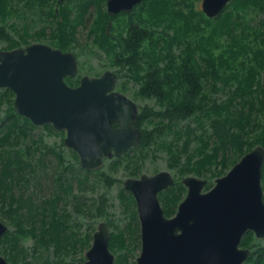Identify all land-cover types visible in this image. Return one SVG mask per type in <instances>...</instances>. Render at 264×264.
<instances>
[{"label": "trees", "instance_id": "16d2710c", "mask_svg": "<svg viewBox=\"0 0 264 264\" xmlns=\"http://www.w3.org/2000/svg\"><path fill=\"white\" fill-rule=\"evenodd\" d=\"M24 1H26L23 5L24 8L30 11L31 9L34 10L32 13L36 16L39 14V20L41 18L52 19L50 23L53 22L55 28L54 30L52 29V35L54 36H52L51 43L61 51L71 49L78 27L84 26L92 18L87 13L91 1L85 4L81 3L82 5H75L71 0H68L66 3L61 2V0H0V44L5 43L7 50L16 49L19 43L14 40L8 31V28H13L9 25L7 26L5 22L10 13L16 10V8L12 7L13 3H23ZM55 3L56 7L53 8ZM165 4L166 1L164 0H143L131 12L120 13L114 17H110L101 8V0H98L89 34L94 35L96 44L109 57V61L113 67H120L131 77L138 76L136 78L139 81L141 78L139 76L142 69L141 63L143 62L141 60L146 57L150 58L145 60L150 65L143 77V82L140 81L142 85L140 86L138 95L142 98L155 99L161 109L154 110L148 106L140 108L135 127L141 129L142 138L139 146L130 151L132 152L138 148L146 149L150 145H156V147L161 148L163 143L158 144V141L164 137L166 132H172L179 122L197 117V121L202 126V118H206L209 119L211 135L206 141L201 140L202 145L198 149L201 160L196 162L194 167L187 166L180 169L179 174L183 175L190 172H195L197 175L203 174L206 167L211 166L214 162L221 165L219 170L221 172L228 160L224 157L227 148L234 147L241 151L244 144L241 141L239 133L244 132L249 127L251 129L254 128L255 125L253 123L255 122L252 119V114L256 113L257 116L264 115V84L257 79L261 71L258 72V69L264 66V23L261 22V27L252 30L255 38H259V42L261 43V47L256 50L247 44V40L245 39V34H248V31L253 28L244 25L246 13L249 10L264 11V0H232L229 6L227 5L222 13L213 19L207 18L202 11L192 10L190 16L194 18L198 17V25H203V27L201 25L198 26L197 32H190L189 28L181 29L177 27L175 24L178 15L176 14L172 17L170 25L176 27L173 29L174 33L172 36L160 34L157 29L169 16L168 11L165 9ZM55 9H57V12ZM73 11L77 14H74ZM22 14L24 15V11ZM183 16L186 17L184 14ZM121 17H125L122 21V29L119 28V24L121 23L119 22V18ZM117 20L119 23H117ZM108 22H112L115 25L111 27L110 34L107 33ZM190 22L192 23V21ZM190 26L193 27L194 25ZM45 30L44 26L41 27L39 35L44 36ZM116 30H120L118 32V36L121 38L120 42L117 40L116 35H114V31ZM236 32H240L239 35ZM190 33L197 34L196 39L192 40L193 43H191ZM222 36L228 37L230 43L226 46L223 54L214 55L213 49L220 47L218 41ZM162 42H165V45L163 44L164 47L160 48V43ZM182 42L186 46L184 52L180 55L181 57H175L171 53L172 44L181 45ZM145 44L147 47L150 45L152 52H143ZM166 49H168L166 54L163 53L162 55L159 53ZM119 50H121V54H118ZM239 51L241 52L240 58H243L240 59L238 64H240L242 69L247 71L246 73L244 71L239 73V70L231 68V60L237 62ZM244 52H247V55ZM249 52H254L252 61H255V67L249 66L252 62L251 57L248 58ZM165 60L170 65L165 66ZM210 81L212 83H209ZM217 84L220 85L217 86ZM206 85L210 86L211 90L219 92L225 91L231 85L233 89L230 91L227 100L217 103L215 100H211L212 98L209 94L204 92ZM7 94L12 95V92L8 89L4 90L0 94V100L6 99ZM245 109H249L250 113H245ZM8 110V119H12L13 121L12 125L7 126V133L0 137V149L10 142L11 133L16 130L20 132L22 128L24 129V123L31 124L26 118L17 115L13 107L10 106ZM147 125L152 126V128L150 130L147 129L145 127ZM258 126H260L259 129H262V132L252 140L253 142L250 141L248 143L247 152L251 151L252 147L256 145L264 147V120L263 123L258 121L256 127ZM175 133L178 134L179 139L182 137L179 130L175 131ZM190 136L191 134H187L180 148V151L186 154H190L188 153L187 146L190 139L194 138ZM211 138L214 146L210 152H207L206 148ZM166 146L163 148H166ZM220 154L222 156L218 161ZM119 159H115L111 163L112 166ZM1 160L0 191L2 192L4 187H7L4 183L5 179L11 176V172L14 170L16 172L20 171L28 163L23 161L19 153L8 156H4L3 154L0 158V164ZM189 163H191L190 158L186 164ZM130 168L132 175L138 174L139 168L137 166ZM80 169L84 171L81 166ZM84 172L92 174V172L86 170ZM98 174L104 176L108 185L114 182V180H109V177H106L105 174ZM262 181L264 182V164L262 168ZM8 187L11 189V186ZM5 190L8 189L5 188ZM185 191L186 189L183 184H175V186L169 187L159 194L162 208L167 217L173 215ZM98 202L96 213L100 215L104 214L103 210L106 206V199L100 198ZM50 204L51 208L49 210L52 211L50 222L45 223L46 216L42 214L41 224L43 233L38 238H36V235L32 236L38 244H44V246L53 245L56 252L59 253L61 248L66 249L67 240H62L60 234V230L65 227V220L61 219L56 213L53 203L50 202ZM8 205L10 211L13 213H18L22 210L31 215L34 211V205L30 199L23 198L22 196L10 199ZM134 213L136 214V212ZM11 221L16 226V230L14 232H7L0 238V245L4 244L10 251H14L11 247L12 241L16 243L17 238L26 233L34 234V229H25L21 220L11 219ZM45 226H47L46 229ZM124 235L125 232L123 230L110 232V251L120 250V248L124 247L126 242ZM252 238L254 239L251 232L246 233L240 246L255 248L256 245H253L251 242ZM89 241L90 239L88 238L86 245L89 244ZM62 243L65 244L62 246ZM8 259L13 263L15 262L12 255ZM22 263L39 264L26 260ZM116 264H118L117 261ZM244 264H264V247L252 251Z\"/></svg>", "mask_w": 264, "mask_h": 264}, {"label": "rangeland", "instance_id": "374dc122", "mask_svg": "<svg viewBox=\"0 0 264 264\" xmlns=\"http://www.w3.org/2000/svg\"><path fill=\"white\" fill-rule=\"evenodd\" d=\"M67 1L68 0H61V2L64 3ZM71 1L75 5H80L81 3L85 4L91 1L87 13L92 16V18L95 16L98 0ZM164 1H166L165 9L168 11L169 16L166 21L157 28L160 34L173 35V29L176 27L170 25L172 23V17L176 14L178 15V19L175 25L181 29L189 28L190 32H197L198 26L201 25L203 27L202 24L198 25V17L194 18L190 16L192 10L201 11L202 0ZM25 3L26 1L23 3L14 2L12 7L16 8V10L10 13V16L5 22L7 26L9 25L13 28H8V31L14 40L19 43L16 49H25L27 46L37 43L55 48L51 43L52 36H54L52 35V29L54 30L55 28V24L53 22L50 23L52 19L41 18V20H39V14L36 16L32 13L34 10L31 9L30 11L24 8L23 5ZM55 7L56 3L53 5V8ZM101 8L106 11V0H101ZM23 11L24 15L22 14ZM55 11L57 12V9H55ZM73 13L77 14L75 11H73ZM183 14L186 17H184ZM92 18L87 21L84 26L78 27L71 49L62 51L70 52L75 55L78 63L77 76L75 78H70L71 81L68 82V85L76 86L79 83V79L83 76L100 77L106 71L114 72L118 74L117 86L115 88L118 93L133 100L139 108L148 106L154 110H160V105L155 99L142 98L138 95L140 86L142 85L141 82H143V77L150 65H148V62L145 60L150 58L146 57L141 60L143 61L141 63L142 69L140 75L138 74L141 77V82L136 78L138 76L131 77L125 70L113 67L109 61V57L96 44L94 35L89 34ZM123 19H125V17L119 18V22H121L119 24L120 29H122ZM190 21H192V23ZM119 22L117 20V23ZM261 22L264 23V11L259 12L256 9H251L246 13L244 25L253 29H250L248 34H245V39L247 40V44L254 47L255 50L261 47V43L259 42V38H255L252 30L261 27ZM108 23H110V27L108 28L107 25V33L110 34L111 27L115 25L112 24V22ZM192 24L194 25L193 27L190 26ZM43 26L46 28L45 34L44 36H40L39 33ZM119 31H114V35H116L117 40L120 42L121 38L118 36ZM239 33L237 34L239 35ZM196 35L195 33H190L191 43H193L192 40L196 39ZM229 43V38L222 36L218 41L220 47H215L213 49L214 55L219 53L223 54V51L226 50V46H228ZM160 44V48L164 47L165 42ZM5 47V43L0 44V50L9 51ZM185 47L184 42H182L181 45L173 43L171 47L172 55L181 57L180 55L184 52ZM150 48V45L147 47L145 44L143 52H152ZM167 50L168 49L162 50L159 53L162 55L163 53L166 54ZM244 53L247 55V52ZM118 54H121V50L118 51ZM240 55L241 52L239 51L237 62L231 60V68L239 70V73H241V71L246 73L247 71L242 69L240 64H238L240 59L243 58H240ZM253 56L254 52H249L248 58L251 57V61ZM142 58H144V56H142ZM166 60L164 61V64H166L165 66L170 65ZM249 66L255 67V61H252ZM160 67H162V65H160ZM258 72L259 78L257 77V79L264 84V66L258 69ZM209 83H212V81ZM219 85L220 84H217V86ZM232 89L233 86L231 85L228 89H225V91L219 92L211 90V87L206 85L204 92L211 96V100H215L219 103L227 100ZM4 90H6V88L0 89V94L3 93ZM13 100V92L12 95L7 94L6 99L0 100V137L7 133V126L12 125L13 120L8 119V108L10 106L13 107ZM244 112L250 113L249 109H245ZM252 119L255 122L253 123L255 125L254 128L251 129L249 127L244 132L239 133V135H241V141L244 144L241 151L234 147L227 148L224 156L228 159L225 168L219 172L221 165L215 164L214 162L211 166H207L204 173L200 175H197L195 172L180 175L179 170L187 166L194 167L195 163L201 160L198 153V149L202 145L201 140L203 139L206 141L211 135L209 119L206 118H202V126L197 121V117L181 121L172 132H166L164 137L158 141V144L163 143L161 148L156 147V145H150V147L146 149L138 148L132 152L130 151V153H126L127 155L125 154L119 157L120 159L113 166L111 163L117 158L104 159L103 167L96 172H92V174H86L84 172L85 170L83 171L80 169L81 165L78 155L63 144V139L65 137L64 130L57 131L51 124L34 126L30 121L31 124L24 123L25 128H22L20 132L16 130L11 133L10 142L0 149L1 157L3 154L4 156H8L19 153L23 161L28 163L25 168L18 172L14 170L11 172V176L5 179L4 183L7 187H4L2 192L0 191V221L8 227L7 232H14L16 226L11 219L21 220L25 229H34V234L26 233L23 236H19L16 243L12 241L11 247L14 251H10L4 244H1L0 256L11 264H23L22 262L24 260L32 263L37 262L39 264H76L84 260L85 252L91 246L92 235L97 225L100 222H105L109 228V232H114L116 230H123L125 232L124 236L126 242L124 247L120 248V250L111 251L114 256L115 264L116 261L118 264H135L136 258L141 251L140 223L135 200L132 194L127 192L123 187L124 180L127 178H139L141 174L154 175L160 171H169L174 178L173 186H175V184H182V180L185 177L194 176L208 181V185L204 189V191H207L213 187L216 178L224 176L234 164L240 160L242 155L248 151V143H250V141L253 142L252 140L262 132V129H259L260 126H256L258 121L263 123L264 115L257 116L256 113H253ZM145 127L149 130L152 128V126L149 125ZM177 130L181 132L182 137L180 139L178 138V134L175 133ZM187 134H191L190 137H194L190 139L187 146L188 153L190 154L180 151ZM164 146H166V148H163ZM213 146L214 144L211 138L206 151L210 152ZM221 156L220 154L218 161L221 159ZM189 158L191 159V163L186 164ZM0 165H2V160ZM134 166H137L139 170L138 174L132 175L130 167ZM98 173L105 174L106 177H109V180H114V182L108 185L104 176ZM8 186H11V189H9L10 187ZM5 188L8 190H5ZM262 189L264 199L263 181ZM185 195L186 191L182 194L181 201L184 199ZM21 196L23 198H29L33 203L34 211L31 215H28L22 210L18 213L10 211L8 205L10 199L19 198ZM100 198L106 199V206L103 210L105 215L96 213V206ZM50 202L53 203L59 217L65 220V227L60 230V234L62 240H67L66 249L61 248L59 253L56 252L53 245L44 246V244H38L36 239L32 236L36 235V238H38V236L43 233L41 224L43 218L42 214L46 216L45 223L50 222L52 213V211L49 210L51 208ZM176 210L177 207L175 212ZM134 212H136V214ZM46 227L47 226H45V229ZM69 236L71 237L68 238ZM253 237L254 239L252 238L251 242L253 245H256V247H249L250 253L257 248L264 247V240H257L254 234ZM88 238L90 241L89 244L86 245V240ZM63 244L65 243H62V246ZM11 255L14 257V263L8 259Z\"/></svg>", "mask_w": 264, "mask_h": 264}, {"label": "water", "instance_id": "95a60500", "mask_svg": "<svg viewBox=\"0 0 264 264\" xmlns=\"http://www.w3.org/2000/svg\"><path fill=\"white\" fill-rule=\"evenodd\" d=\"M142 2L106 0V12L110 17L129 13ZM231 2L202 0V13L216 18ZM76 74L77 61L70 52L38 43L0 50V89L14 93L15 113L34 126L51 124L64 130L63 144L78 155L84 170L96 172L104 159L119 158L139 146L142 132L135 127L139 108L115 90V73L83 76L71 88L65 78ZM263 164L264 147L257 145L207 191L206 179L185 177L186 195L171 217L159 199L174 184L169 171L125 179L123 187L135 200L140 223L141 251L135 264H244L250 255L240 246L245 234L264 240ZM7 231L0 221V238ZM109 240V228L100 222L84 260L76 264H115ZM0 264L11 263L0 256Z\"/></svg>", "mask_w": 264, "mask_h": 264}, {"label": "flooded vegetation", "instance_id": "af4514ba", "mask_svg": "<svg viewBox=\"0 0 264 264\" xmlns=\"http://www.w3.org/2000/svg\"><path fill=\"white\" fill-rule=\"evenodd\" d=\"M201 11H202V9H201ZM74 56H75V55H74ZM75 58H76V57H75ZM76 61H77V59H76ZM117 68H120V67H117ZM77 73H78V63H77ZM113 73H114V72H113ZM115 74L117 75V81H118V74H117V73H115ZM76 76H77V74H76ZM76 76H75V77H76ZM75 77H73V78H75ZM69 79H70L69 77L65 78V83H66L67 85H68V82H70ZM80 79H81V78H80ZM80 79H79V83H78L76 86H75V85H74V86H70V85H68V86L71 87V88H75V87H77V86L80 84ZM69 84H70V83H69ZM116 86H117V83H116ZM137 106H138V105H137ZM138 108H139V106H138ZM139 111H140V108H139ZM116 126H117V124H113V125H112L113 128H115Z\"/></svg>", "mask_w": 264, "mask_h": 264}]
</instances>
